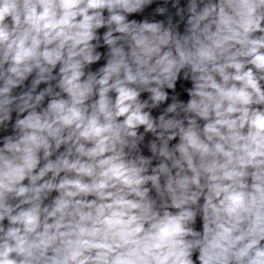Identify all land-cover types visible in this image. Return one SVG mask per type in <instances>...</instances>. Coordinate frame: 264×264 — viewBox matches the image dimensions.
Returning a JSON list of instances; mask_svg holds the SVG:
<instances>
[{"label":"clouds","instance_id":"9594fccd","mask_svg":"<svg viewBox=\"0 0 264 264\" xmlns=\"http://www.w3.org/2000/svg\"><path fill=\"white\" fill-rule=\"evenodd\" d=\"M0 264H264V0H0Z\"/></svg>","mask_w":264,"mask_h":264}]
</instances>
